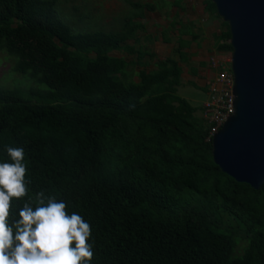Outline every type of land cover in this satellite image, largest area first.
<instances>
[{
	"label": "trees",
	"instance_id": "trees-1",
	"mask_svg": "<svg viewBox=\"0 0 264 264\" xmlns=\"http://www.w3.org/2000/svg\"><path fill=\"white\" fill-rule=\"evenodd\" d=\"M124 3L129 14L109 29L73 7L68 19L84 29L73 32L59 0H0V52L46 88L0 87V163H11L5 145L24 148L30 181L12 214L41 190L65 201L91 226L88 264H264V184L221 173L208 126L176 96L200 30L166 11L161 38L174 56L157 60L137 45L141 20L166 4L183 11L182 0ZM203 7L222 29L215 52L230 54L227 24Z\"/></svg>",
	"mask_w": 264,
	"mask_h": 264
},
{
	"label": "water",
	"instance_id": "water-1",
	"mask_svg": "<svg viewBox=\"0 0 264 264\" xmlns=\"http://www.w3.org/2000/svg\"><path fill=\"white\" fill-rule=\"evenodd\" d=\"M230 35L233 112L211 141L213 163L235 182L264 184V0H209Z\"/></svg>",
	"mask_w": 264,
	"mask_h": 264
},
{
	"label": "clouds",
	"instance_id": "clouds-1",
	"mask_svg": "<svg viewBox=\"0 0 264 264\" xmlns=\"http://www.w3.org/2000/svg\"><path fill=\"white\" fill-rule=\"evenodd\" d=\"M11 163H0V264H88L90 224L44 190L28 197L18 214L13 198L28 195L25 150L5 145Z\"/></svg>",
	"mask_w": 264,
	"mask_h": 264
},
{
	"label": "rangeland",
	"instance_id": "rangeland-1",
	"mask_svg": "<svg viewBox=\"0 0 264 264\" xmlns=\"http://www.w3.org/2000/svg\"><path fill=\"white\" fill-rule=\"evenodd\" d=\"M138 1L148 4H161L160 0H130ZM60 9L63 11L62 15L65 17L67 24L72 28L73 32L83 31V23L78 22L77 19H73L72 22L68 19V14L73 12V7H77L79 12L89 11L92 14L94 22H99L98 29H109L116 24V21L122 19L129 14V8L124 3V0H59ZM166 8L160 9L156 7L154 12H145L144 19L141 20L145 26V32L140 34L139 43L137 45L149 49L153 52L157 60H162L165 57L174 56L172 44H164L161 38V32L169 27L171 18L165 17V12H169V16L173 17L176 13L179 14L184 22L192 21L196 24L197 30H200V42L198 44L193 43L191 48L186 50L188 55H193L194 59L190 57L189 66L180 64L184 76L181 79V84L177 88L176 96L186 100L192 107L196 108L197 115H201L199 111L202 104L206 101L207 95L197 84H202L204 81L211 80L214 74L213 70H210L208 60L210 58H218L223 61L230 59V54H218L214 50L213 36L219 34L222 30L220 22L217 20L209 22V15L204 11L203 0H182L183 11L178 10L176 7H170L166 4ZM68 9L67 11L65 9ZM178 18V19H179ZM139 21V20H138ZM76 28V29H75ZM147 38L154 41L148 42ZM172 39H174L172 37ZM132 45V42H129ZM116 57H124L126 60L134 59L133 57H127L120 52L114 53ZM11 61V64H10ZM13 58L0 52V87L6 89H21L28 90L30 88H39L46 90L43 86H38L32 82L28 77L15 73L11 70ZM190 68L197 71V75L191 74ZM153 69L152 66L149 70ZM197 77V79H196ZM197 84H196V83ZM203 86V85H202ZM206 86V85H205ZM206 88V87H205ZM241 245L238 246L237 251L240 252Z\"/></svg>",
	"mask_w": 264,
	"mask_h": 264
},
{
	"label": "built area",
	"instance_id": "built-area-1",
	"mask_svg": "<svg viewBox=\"0 0 264 264\" xmlns=\"http://www.w3.org/2000/svg\"><path fill=\"white\" fill-rule=\"evenodd\" d=\"M230 63V59L223 61L212 57L208 60L214 74L205 86L207 99L202 104L201 117L208 126L205 142L210 144L233 112L234 78Z\"/></svg>",
	"mask_w": 264,
	"mask_h": 264
},
{
	"label": "crops",
	"instance_id": "crops-1",
	"mask_svg": "<svg viewBox=\"0 0 264 264\" xmlns=\"http://www.w3.org/2000/svg\"><path fill=\"white\" fill-rule=\"evenodd\" d=\"M169 57V56H168ZM189 57H191L192 59H194V57H193V55H189ZM165 58H167V57H165ZM164 59V58H163ZM181 67V66H180ZM183 76H184V72H182V74H181V79L183 78ZM196 79H197V77H196ZM135 81H136V79H134ZM208 81V80H207ZM196 83V82H195ZM205 82L204 81H202V84L200 83V81H199V83L197 84L199 87H201L204 91H206V88H205V85L206 84H204ZM203 85V86H202Z\"/></svg>",
	"mask_w": 264,
	"mask_h": 264
}]
</instances>
